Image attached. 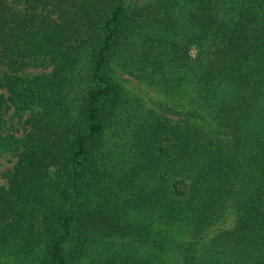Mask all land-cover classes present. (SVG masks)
<instances>
[{
  "label": "trees",
  "instance_id": "obj_1",
  "mask_svg": "<svg viewBox=\"0 0 264 264\" xmlns=\"http://www.w3.org/2000/svg\"><path fill=\"white\" fill-rule=\"evenodd\" d=\"M0 65V264H264V0H0Z\"/></svg>",
  "mask_w": 264,
  "mask_h": 264
},
{
  "label": "rangeland",
  "instance_id": "obj_2",
  "mask_svg": "<svg viewBox=\"0 0 264 264\" xmlns=\"http://www.w3.org/2000/svg\"><path fill=\"white\" fill-rule=\"evenodd\" d=\"M139 4H146L148 0H137ZM17 11H23L22 7L17 5H12ZM195 55V51L192 52ZM8 72V69L0 65V81L3 76ZM51 72L50 67H39V68H29L25 71L19 73L18 75L24 77H33L37 74H49ZM118 79L122 83V85L126 88V90L133 95L140 99L145 107L146 110L153 111L155 113L164 114L165 116L169 117L174 122L178 121L182 118V106H180L179 98H169L159 89L152 87L151 85L147 84L144 81L137 80L136 78L132 77L129 74H125L120 72L118 74ZM4 89L0 88V93H5ZM30 116V112H25L21 114H16L13 109H8L5 111L3 120V134H13L17 137H23L28 127L26 125V119ZM116 129L111 128L108 132V144L109 148L115 150L120 144L121 146L124 143V139L121 142L119 139L122 137ZM120 146V148H121ZM16 163V157L12 154H4L0 155V185L5 186L7 185V179L5 178V174L14 167ZM230 219H234L235 215H227Z\"/></svg>",
  "mask_w": 264,
  "mask_h": 264
}]
</instances>
